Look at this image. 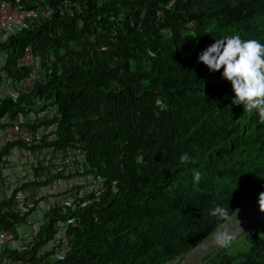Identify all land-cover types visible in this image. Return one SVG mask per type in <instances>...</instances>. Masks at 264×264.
Instances as JSON below:
<instances>
[{
	"label": "trees",
	"instance_id": "trees-1",
	"mask_svg": "<svg viewBox=\"0 0 264 264\" xmlns=\"http://www.w3.org/2000/svg\"><path fill=\"white\" fill-rule=\"evenodd\" d=\"M41 7L51 9L50 20L0 44L4 76L22 75L16 61L27 45L40 63L31 90L0 102V117L18 112L30 123L50 106L58 127L48 145L65 154L75 148L88 174L105 182L77 209L44 215L29 259L17 243L0 259L169 264L264 192V115L233 104L222 69L197 59L225 35L264 44V0H48ZM218 206L223 215L214 214ZM16 214H4L0 230L20 222ZM237 238L244 247L222 246L198 264H264V219ZM55 253L64 256L44 262Z\"/></svg>",
	"mask_w": 264,
	"mask_h": 264
},
{
	"label": "built area",
	"instance_id": "built-area-1",
	"mask_svg": "<svg viewBox=\"0 0 264 264\" xmlns=\"http://www.w3.org/2000/svg\"><path fill=\"white\" fill-rule=\"evenodd\" d=\"M48 0H0V44L8 37H14L39 20H50L52 11L41 7ZM40 4V6H39ZM7 51L0 49V102L19 97L28 92L39 79L32 47L27 45L16 61V68L23 69L18 78H10L4 71L7 66ZM27 116L22 113L0 117V219L4 214L15 212L22 220L14 221L8 228L0 230V254L17 243L18 247H28L23 252L24 259L31 257V239L45 224L44 215L55 208L77 209L75 203L87 198L103 186L105 180L89 175L85 157L73 147L65 151L48 143L56 139L58 121L50 106L38 114ZM68 153V154H67ZM68 156V158H67ZM53 160L59 164H53ZM59 210V209H58ZM53 241L50 248H55ZM42 254L44 251L41 252ZM55 253L44 258L52 262L62 258ZM4 259V260H3ZM0 264H12L7 256ZM24 264V263H23Z\"/></svg>",
	"mask_w": 264,
	"mask_h": 264
},
{
	"label": "clouds",
	"instance_id": "clouds-1",
	"mask_svg": "<svg viewBox=\"0 0 264 264\" xmlns=\"http://www.w3.org/2000/svg\"><path fill=\"white\" fill-rule=\"evenodd\" d=\"M197 59L209 71L222 69L221 78L230 82L234 93L233 104L264 115V44L256 39H242L238 34L225 35L203 49ZM179 159L184 162L189 157L185 153ZM200 179L201 173L193 169V182ZM257 204L264 212V192L258 194ZM225 211L218 206L214 214L223 215Z\"/></svg>",
	"mask_w": 264,
	"mask_h": 264
},
{
	"label": "rangeland",
	"instance_id": "rangeland-1",
	"mask_svg": "<svg viewBox=\"0 0 264 264\" xmlns=\"http://www.w3.org/2000/svg\"><path fill=\"white\" fill-rule=\"evenodd\" d=\"M254 212H258L257 217L252 220L247 219ZM261 219H264V212L259 210L257 200H247L243 203L242 207L240 206L238 211L230 218L223 228L218 229L209 239L194 248L183 259L169 264H198L205 255L216 251L222 246L230 249V251L240 249L245 245L241 239L237 238V236L241 233H245V230L247 231V229L252 228L253 224L257 221H261ZM217 233L219 234V237L215 239L214 236Z\"/></svg>",
	"mask_w": 264,
	"mask_h": 264
},
{
	"label": "bare ground",
	"instance_id": "bare-ground-1",
	"mask_svg": "<svg viewBox=\"0 0 264 264\" xmlns=\"http://www.w3.org/2000/svg\"><path fill=\"white\" fill-rule=\"evenodd\" d=\"M258 213V212H257ZM257 213H250L251 215L247 218V219H249V220H252V219H255V217H257ZM249 215V214H248ZM248 222V221H247ZM237 223V222H236ZM230 231V230H229ZM215 239H217L218 237H219V234L217 233V234H215Z\"/></svg>",
	"mask_w": 264,
	"mask_h": 264
}]
</instances>
